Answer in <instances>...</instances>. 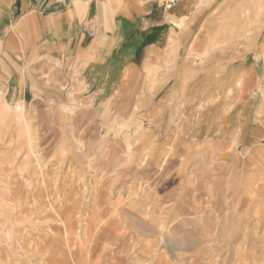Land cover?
<instances>
[{
	"label": "rangeland",
	"instance_id": "1",
	"mask_svg": "<svg viewBox=\"0 0 264 264\" xmlns=\"http://www.w3.org/2000/svg\"><path fill=\"white\" fill-rule=\"evenodd\" d=\"M198 18L94 80L22 51L33 98L0 63V264H264V0Z\"/></svg>",
	"mask_w": 264,
	"mask_h": 264
},
{
	"label": "crops",
	"instance_id": "2",
	"mask_svg": "<svg viewBox=\"0 0 264 264\" xmlns=\"http://www.w3.org/2000/svg\"><path fill=\"white\" fill-rule=\"evenodd\" d=\"M203 3L204 0H0V63L9 85L18 84L21 77L18 80L17 75L23 72L25 90L32 98L45 86L32 70L29 78L25 76L24 62L17 57L28 49L32 55L39 54L41 60L45 58L44 73H51L53 64L66 61L71 66L83 65V73L94 80L100 73L96 67H104L105 73L112 68V62L120 65L133 59L139 64L147 53L169 48L176 40L190 39L189 29L198 24ZM10 58L17 61L14 66L8 63ZM241 65L250 80L255 65H248L250 69L245 68L246 63Z\"/></svg>",
	"mask_w": 264,
	"mask_h": 264
},
{
	"label": "bare ground",
	"instance_id": "3",
	"mask_svg": "<svg viewBox=\"0 0 264 264\" xmlns=\"http://www.w3.org/2000/svg\"><path fill=\"white\" fill-rule=\"evenodd\" d=\"M249 11L247 10V13H248ZM248 17V20H250V19H252L251 18V16L250 15H248L247 16ZM203 80V79H202ZM218 81V80H217ZM178 87V83H176L175 85H174V88H177ZM244 90V89H243ZM243 90L241 91V92H243ZM211 92V94L213 93L212 91H210ZM207 94H209L210 95V93L209 92H207ZM10 115V114H9ZM12 116V115H11ZM15 117H16V115H14ZM18 116V115H17ZM9 117V116H8ZM7 118V117H6ZM10 118V117H9ZM7 120V119H6ZM20 120V119H19ZM16 121V120H15ZM21 125V124H20ZM246 127V126H245ZM244 129V128H243ZM240 138V137H239ZM244 138V137H243ZM15 167V166H14ZM8 169V171H6ZM9 167L7 168H5L2 164H0V200L1 199H4V195H6L7 194V197H8V193L10 192V190H11V184L13 183L12 182V179H10L8 176L5 178V174H4V172H8L9 173ZM12 169H14V168H12ZM11 169V170H12ZM15 169H16V167H15ZM10 170V171H11ZM7 173V174H8ZM12 175V174H11ZM14 175V174H13ZM12 175V176H13ZM11 177V176H10ZM16 183V182H15ZM3 185H4V187H5V191H4V187H3ZM6 197V196H5ZM11 197V196H10ZM7 199V198H6ZM5 200V199H4ZM1 202V201H0ZM74 222H76V221H74ZM65 226V225H64ZM73 229V228H72ZM100 239V238H99Z\"/></svg>",
	"mask_w": 264,
	"mask_h": 264
}]
</instances>
